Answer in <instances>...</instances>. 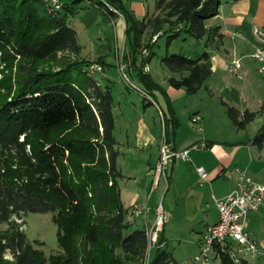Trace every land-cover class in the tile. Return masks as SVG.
<instances>
[{
	"label": "trees",
	"instance_id": "16d2710c",
	"mask_svg": "<svg viewBox=\"0 0 264 264\" xmlns=\"http://www.w3.org/2000/svg\"><path fill=\"white\" fill-rule=\"evenodd\" d=\"M82 1L55 9L45 0H0V225H7L0 229V264H140L149 251L146 230L125 235L132 224L119 186L124 175L117 166L114 96L110 86L90 74L91 61L80 56L77 32L69 22ZM87 1L88 7L124 17L128 73L148 96L163 94L169 136L178 126L175 110L164 88L143 71L155 55L151 40L163 32L167 48L182 34L207 37V44L221 41L220 27H208L207 21L219 15L223 0H157L155 13L142 19L122 0L108 5ZM96 61L105 66L103 58ZM161 62L179 75L168 78V85L188 95L213 75L208 52L197 59L167 53ZM225 105L238 129L264 112ZM253 143L263 148L264 125ZM29 213L52 214L58 253L47 257L37 248L40 243L28 240L23 226ZM163 241L160 236L149 264L175 262L160 247ZM231 250L229 243L214 246L220 264H249L235 262Z\"/></svg>",
	"mask_w": 264,
	"mask_h": 264
},
{
	"label": "crops",
	"instance_id": "0c3cea01",
	"mask_svg": "<svg viewBox=\"0 0 264 264\" xmlns=\"http://www.w3.org/2000/svg\"><path fill=\"white\" fill-rule=\"evenodd\" d=\"M63 1L65 0H61L62 3L67 4V2ZM83 1L84 3L82 2L81 5L87 7L90 5L87 0ZM100 1L108 5L109 0ZM122 1L124 5L126 7L128 5L127 8L134 12L136 17L140 19L148 14L151 15L155 13V5L157 0ZM236 1L239 3L242 0ZM222 6L220 8L219 15L207 21L208 27L220 26L221 33L224 36L221 41H213L214 45L210 47L211 50L209 49V51H206L210 54V63L213 70V75L211 77H214L220 71V78L225 82L226 85H231V87H239V94L237 93L235 95L236 97L239 95L237 99L240 97L242 106L238 107L233 102L222 98V104L225 108V104H228L240 111H244L246 109L251 112L259 111L264 108V101L260 97L256 96L255 93L250 90V88L248 90H242L240 86L243 84L241 82L238 84L233 83V80L226 73L229 71L230 64L234 59L239 58L241 60V58L245 56L244 52H242L243 50H246L250 46V49H252L251 51H253V49L258 45L256 43L257 41L254 42L252 40H245L246 37L241 30L246 24V17L250 16L249 8H236L229 15H221ZM89 8L91 9L84 11V15L80 16L82 22H85V17L92 15L93 18H90L92 19V22L90 23L92 27L94 25L102 27L99 29L103 35V37L99 36V40L102 42L101 45L105 47L108 45V43H110V41L114 42V51L112 45H109L111 49L110 52L107 50L104 53L101 51V49H99L95 54L96 56L94 55V57L95 59L98 57L103 58L105 64H108V66L114 68V70L118 73L116 66H118L117 59L119 55L118 52L115 51V47L118 45V48L121 49V47L124 45L126 30L125 19L122 15L117 13L114 16H110L102 9L95 6H91ZM110 9L113 10L111 7ZM113 11L116 12L115 10ZM216 18H220L219 20L221 22L217 25H211V20ZM252 24L254 32L257 29L263 30L264 16H262L261 13L254 14L252 16ZM106 33L110 34L106 35ZM229 34L232 38L229 40V42H227V35ZM234 36L236 38L239 37L240 39H234ZM173 41H177V39ZM173 41L170 44L171 46L172 43H174ZM183 41L185 43L187 42L186 39H183ZM179 53H182V51ZM110 55H113V59L111 61L108 60ZM185 55L188 56V54ZM150 67V74L153 76V78L155 80L159 78V80H162V82L160 81L162 83L161 86L164 88L172 106L177 99L184 98L188 95L184 89H175L166 84L168 78L172 76L179 77L178 74H173L168 69V71H166V69H163L162 67H158V70L156 71L153 70L152 60L149 63V68ZM164 68L166 67L164 66ZM242 69H244L243 76L239 75V79L242 80L243 78H246L249 82H251V71L247 67L245 68L241 61V68L239 69V72ZM104 77L107 79L109 78L106 73L104 74ZM209 80H207L205 83L204 88L210 95H214L216 89ZM222 89L223 88H220V91ZM235 90H237V88H234V92ZM152 95L153 96L150 98H144V104L142 106V112L140 113L141 116L138 120L137 131L135 134L136 142L135 145L128 146L129 151H136L142 148V196L141 193L136 189H131L129 187H126V189L122 188L119 180L122 201L127 208H132L135 205H142V208H144L146 212L144 215H142V228L139 229L146 230L147 232H149L154 226L157 208L162 205L166 219L164 223V229L160 234L162 239H164V242L166 241L167 237H173V239L177 240H184L188 242V246H191L195 249L194 255H196L199 253L198 251H200L199 243L202 240L203 234L207 227L217 223L219 219L216 200L225 198L235 188L240 173L251 177L258 183L264 184V146L263 148H259L253 143V138L259 129L264 125V122L255 134H249L248 132L242 134L243 132H246L244 130H246L249 125L245 129H238L231 122L236 128V131H233L232 135H228L221 130H208L204 113L200 110H196L192 113L190 118H192L193 115H199L201 117V125L204 124L202 132L200 134L194 132L182 138H178L175 134H173V139H171L165 133L164 118L168 113L166 100L161 92L155 91ZM235 95L232 96L233 101L236 99ZM134 107L137 110L136 104H134ZM165 107H167V113ZM154 111L157 112L159 116L158 121L160 122V126L163 129V134L161 135H158V122L155 118L157 115H155ZM259 116H261L264 120V112ZM166 138L176 150L191 148L193 146H197L199 148L196 149V153L191 155L190 161L185 162V164H183L184 161L180 159H174L172 161L169 173L170 184L167 189L166 187H163V189L158 192L161 184L156 188L153 187L154 169L159 159L160 144L162 141L166 140ZM118 143L121 145L120 142ZM192 151L194 150H191V152ZM119 152L120 154L122 153L121 151ZM186 163H190V165H187ZM198 167H203L205 169L207 173L206 179H202L200 177L197 172ZM119 170L121 171V169ZM186 173L189 174L188 178ZM123 175V179L127 180V178H125V174ZM199 178L201 182H198ZM166 192L168 194L170 193V204L167 206L165 205V199L168 196ZM163 194L164 198L162 203L161 196ZM177 219L181 223L184 221V226L182 224H178V226L175 228H167V224ZM126 220L132 224V227L135 225L138 226L139 219L137 217L131 219L129 215ZM245 230L248 233L250 239L257 244L259 250L263 251L264 202L258 210L252 211L248 214ZM228 243L231 245V249L238 254L240 259L248 261L249 264H264V255L260 253L254 254L249 251H241V247L237 244V247H235L231 240ZM166 244L167 243H165V245Z\"/></svg>",
	"mask_w": 264,
	"mask_h": 264
},
{
	"label": "rangeland",
	"instance_id": "374dc122",
	"mask_svg": "<svg viewBox=\"0 0 264 264\" xmlns=\"http://www.w3.org/2000/svg\"><path fill=\"white\" fill-rule=\"evenodd\" d=\"M58 1L61 5L64 4L61 2V0H58ZM63 2H67V4H70L72 1L65 0ZM82 2L84 3V1ZM222 5L223 6L221 10V13H222L221 15H225V14L229 15L236 8H246V7L249 8L250 16L246 17L247 18L246 24L241 30L246 37L245 40H252L254 42L257 41L256 43L258 44L253 49V51H251L252 49H250V46L246 50H243L242 52H244L245 56L242 57L241 60L239 58L234 59L231 62L230 67H229L230 72L228 71L226 73L233 80V83L238 84L241 82L243 84L240 86L242 90H248L250 88V90H252L256 96L260 97L264 101V74L262 73L261 64L253 57L257 49H261L264 47V29L263 30L257 29L254 32V29L252 28L253 26L252 16L257 13H261L262 16H264V0H242L239 3H237L236 0H223ZM86 7L87 6H84V5H81V7L79 6L76 9L77 12L74 15L69 16V22H70V25L73 28H75L76 31H78L77 36H78L79 44L81 46L80 56L88 61H91V64L89 67L91 66L95 67L94 70L89 68L90 74H92L102 85L110 86L112 89V93H113L114 101H115L114 136L116 140L121 143V145L120 144L118 145V149L119 151L122 152L117 159V166L119 169H121L122 173L125 174L126 176L125 178H127V180L121 179L120 185L124 189H126V187H129L131 189H136L138 192L141 193V196H142V164H141L142 163V148L136 151L135 150L129 151L128 146L135 145V142H136L135 134L137 131L138 120L141 116L140 113L142 112L144 98L145 97L150 98L151 96H148L146 92H144V88L137 81V79H135L132 75L128 73V67L123 57L124 52L126 50V34H125V42H124L123 47H121V49L118 48L119 47L118 45H116L115 47V51L118 52V55H119L117 59L118 66H116L119 74L114 70V68H112L111 66H108V64H105V66H102L100 62L96 61L99 59V57L96 59L94 57L96 52L99 49H101V51L104 53L107 50H109L110 52L111 49L109 45H112L113 51H114V42L110 41V43H108V45H106L105 47L101 45L102 42L99 40V36L103 37V35L99 31V29L102 27H99L97 25H94L92 27V25L90 24L92 22V19H90L92 15H88L87 17H85V22H82L80 16L84 15L85 13L84 11L91 9L89 7L87 8ZM219 19L220 18L211 20L212 21L210 22L211 25L219 24L221 22ZM180 27L181 25L178 27V29H180ZM220 33H221V27H220ZM108 34L110 33H106V35ZM231 38L232 37L230 36V34L227 35L226 41L229 42ZM233 38L235 39L236 37L234 36ZM167 39H168V36L163 35V32H161L158 38L159 41L157 40L158 42L156 41L154 44L155 55L152 59V68L155 71L158 70V67H162L163 69H166V71H168L167 68H164V65L161 62L162 57L165 56L167 53L179 54V52L182 51L183 55L188 54V57L192 59H197L207 50L208 51L209 49L211 50L210 47L214 45V42H217V38H214L208 41V44L210 45H207V39H208L207 37L197 40V39L190 38L182 34L181 37L177 39V41H173L174 43H172V46L170 45V47L167 48ZM183 39H186L187 42L185 43ZM236 39L239 40L240 38L237 37ZM142 54L146 56L148 55V51L145 52L144 50ZM112 59H113V55L112 56L110 55L108 60L111 61ZM241 61L244 67L245 68L247 67L251 71V76H252L251 82H249L246 78H243L242 80L239 79V75L243 76V71H244V69H242L239 72V69L241 68ZM236 62L239 63L238 66ZM138 63L140 62L138 61ZM148 65L149 63L146 64L144 67L146 68L147 66L146 70L143 69L144 73L146 74H150V71H151L150 70L151 67L149 68ZM98 67L101 69L98 70ZM105 73L109 76L108 79L104 77ZM124 75H126L125 78L127 80L124 78ZM220 76L221 74L219 71L214 77L209 78L210 80L208 79L210 83L213 84L214 88L216 89L214 92L215 93L214 95H210L206 91V89L203 87L196 94L187 95L184 98H180L175 101L173 108L176 113L175 116L178 120L177 122L178 126L175 128V132L172 129L169 130V137L171 139H173V134H175L178 138H182L194 132H196L197 134H200L202 132L204 124L203 125H201V123L195 124L192 122L190 118L192 113L195 112L196 110H200L204 113V117L206 118L208 130L210 131L221 130L222 132H225V134H228V135H232L233 131H236L235 130L236 128L233 126L228 116L227 108H225L222 104V98H225V100H228L230 102H233L238 107L242 106L240 97L239 99H237L239 95L237 97L235 95L237 93L239 94V87H235V86L231 87V85H226L225 82L220 78ZM159 79L157 80L154 79V80L159 85H161L162 80H159ZM166 84L168 85L167 81H166ZM233 87L237 88L235 92H234ZM220 88H223V89L220 91ZM223 90H224V93H223ZM233 95H235L236 101L235 100L233 101V97H232ZM134 104L137 105V110L134 107ZM165 109L167 113V107H165ZM154 113L155 115H157V117L155 116L154 117L157 119V122H158V135H161L163 134V129L161 128L160 122L158 121L159 116L156 111H154ZM263 122H264L263 118L261 116H258L256 120L252 122L247 127L246 130H244L246 132H243L242 134H245L247 132L249 134H255L257 130L263 125ZM193 150L194 151L190 153V159H191V155L197 152L196 149H193ZM172 161L168 165V168L166 169V171L160 174V178L157 181V184H155V179L157 180L156 178L157 176L155 175V169H154L153 187L156 188L161 184L158 192L162 190L163 187H166L167 189L170 184L169 183V173H170V167H171L170 165ZM183 164H185V162ZM186 164L190 165V163H186ZM186 176L188 178L189 174L186 173ZM198 182H201L200 178ZM169 194L167 198L165 199L166 206L170 204ZM163 198H164V194L161 196L162 203H163ZM145 212L146 211L144 208H142V205H135L134 207L130 208V211L127 217L129 215L131 219L137 217L139 219L138 226L135 225L134 227L130 228L128 231L125 232V235L130 234L135 229L142 228V215H144ZM156 217H157V211H156ZM164 217L165 218H164L163 224H161L158 227V240L160 239V236H161L160 233L164 229V223L166 219L165 213H164ZM24 220L26 224L23 226V229L25 230V234L30 242L40 243V244H37L36 246L37 248L41 249L47 257L50 254H55L59 252V245H58V240H57V226L52 219L51 213H29L24 218ZM155 223H156V218H155L154 225ZM178 224H182L184 226L185 223L184 221H182L181 223L177 219L167 224V228H175L178 226ZM6 228H7V225H4V224L0 225V229L5 230ZM151 229L155 230L156 227L153 226ZM158 240L156 243L150 242L151 246L149 247L147 257L140 264H149L151 255L152 254L154 255L156 251V249L154 250V248L159 246ZM231 242L233 243L235 247H237L236 246L237 243L235 241H231ZM165 243L167 244L165 245ZM187 244L188 242L184 240H177V239H173V237L171 238L167 237L166 241L165 242L163 241L160 247L165 246V248L173 254L175 262L172 264H202V263L195 262L194 260L195 249L192 248L191 246H188ZM151 249H153L152 252H151ZM7 258L8 257H6V259ZM210 264H220V259L216 258V256L213 255L211 257Z\"/></svg>",
	"mask_w": 264,
	"mask_h": 264
},
{
	"label": "built area",
	"instance_id": "2783aa9c",
	"mask_svg": "<svg viewBox=\"0 0 264 264\" xmlns=\"http://www.w3.org/2000/svg\"><path fill=\"white\" fill-rule=\"evenodd\" d=\"M54 4H60L58 0H51ZM158 36L152 40L155 43ZM145 52H147L145 50ZM253 57L261 64L262 73L264 74V47L257 49ZM238 66V62H236ZM95 68V67H94ZM101 68L98 67V70ZM123 69V67H122ZM147 69L144 68V70ZM126 75H124V78ZM126 79V78H125ZM127 80V79H126ZM195 124L201 123V117L199 115H193L191 118ZM201 128V126H200ZM199 147L193 146L191 148H185L182 150H176L170 143L164 140L159 148V159L155 167V184L160 178V174L164 173L168 168L170 162L174 159H180L184 162L190 161V152L193 149ZM197 172L202 179H206L207 173L203 167H198ZM264 202V184L254 181L251 177L245 176L240 173L235 188L223 199L216 200V206L219 213V219L217 223L209 226L211 228L210 236H203L200 242V252L195 255L194 260L197 263L210 264L209 258V238L219 239V245L227 244L230 240L235 241L240 247L241 251H249L251 253H260L264 255V250L261 251L257 247V244L250 239L246 232V219L250 212L256 211ZM163 207L160 205L157 210V217L154 230L153 243L158 240V227L164 222ZM231 253H235L231 250ZM236 258L240 257L235 253Z\"/></svg>",
	"mask_w": 264,
	"mask_h": 264
},
{
	"label": "bare ground",
	"instance_id": "6f19581e",
	"mask_svg": "<svg viewBox=\"0 0 264 264\" xmlns=\"http://www.w3.org/2000/svg\"><path fill=\"white\" fill-rule=\"evenodd\" d=\"M46 2H48L52 7H54L55 9H59L60 7H61V4H54V2L53 1H51V0H45ZM160 33V32H159ZM155 36H158V33L156 34V35H154L153 36V38H152V40H154L155 39ZM152 40H151V43H152ZM149 66V65H148ZM89 68H91L92 70H94L95 68L93 67V66H91V67H89ZM137 209V208H136ZM135 209V210H136ZM135 212V211H134ZM138 214H139V212H138ZM148 235H149V240H150V242L151 243H153V237H154V230H150L149 232H148ZM211 235V228H209V227H207V229H206V231L204 232V234H203V236H210ZM216 244H219V239H217V238H209V258L211 259V257L214 255H216L215 254V252H214V246L216 245ZM151 246V245H150ZM152 248V247H151ZM231 256H232V258L235 260V262H239L240 260H239V258H236V256H235V253H231Z\"/></svg>",
	"mask_w": 264,
	"mask_h": 264
}]
</instances>
